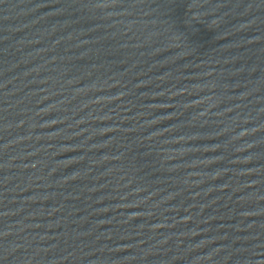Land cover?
Returning a JSON list of instances; mask_svg holds the SVG:
<instances>
[{"label":"water","instance_id":"water-1","mask_svg":"<svg viewBox=\"0 0 264 264\" xmlns=\"http://www.w3.org/2000/svg\"><path fill=\"white\" fill-rule=\"evenodd\" d=\"M0 264H264V0H0Z\"/></svg>","mask_w":264,"mask_h":264}]
</instances>
